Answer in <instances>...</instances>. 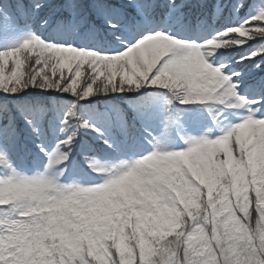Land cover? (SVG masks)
I'll list each match as a JSON object with an SVG mask.
<instances>
[{
  "label": "snow or ice",
  "instance_id": "snow-or-ice-1",
  "mask_svg": "<svg viewBox=\"0 0 264 264\" xmlns=\"http://www.w3.org/2000/svg\"><path fill=\"white\" fill-rule=\"evenodd\" d=\"M46 4L33 0L36 11ZM184 6L185 0H167L164 10L182 17ZM64 7L69 19L57 39L32 32L18 46L0 49L5 98L29 88L68 94L74 97L69 105L36 104L41 119L64 113L62 131L91 129L109 145L107 121L118 105L98 112L82 101L158 87L185 105L215 102L217 122L229 109L242 115L219 138H209L211 129L189 136L186 150L161 144L151 154L113 166L93 160L90 166L106 178L82 187L61 183L63 171L28 176L16 170L9 150L15 117L0 103V165L10 170L0 176V264H264V91L249 98L244 93L255 86L244 73L217 63L219 50L258 40L260 46L240 63L259 57L254 66L262 68L264 0L252 5L238 0L236 11L252 9L247 20L194 37L150 21L161 7L157 0H126L120 6L66 0ZM225 7L217 4L213 19ZM121 8L134 10L132 21ZM90 11L103 15L109 30H127V36H116L120 47H88L71 38L76 18L83 23ZM18 12L27 14L22 4H0L6 18ZM20 111L39 133L32 109ZM74 143L73 131L61 142L68 150L58 146L49 155V169L69 159Z\"/></svg>",
  "mask_w": 264,
  "mask_h": 264
},
{
  "label": "rangeland",
  "instance_id": "rangeland-1",
  "mask_svg": "<svg viewBox=\"0 0 264 264\" xmlns=\"http://www.w3.org/2000/svg\"><path fill=\"white\" fill-rule=\"evenodd\" d=\"M217 4H222V3L218 2ZM223 11L224 10H222L219 13V15H216L215 19L213 20H219L221 16L223 15ZM233 14H234L233 20L237 22V24H241L245 20L248 19V16L244 18L240 17L238 15V11L234 9H233ZM150 21H152V19ZM160 23H165L169 25L172 31L179 29L180 31L184 32L185 36L183 37H189L190 35L187 33L188 31H184V28L187 27L188 23L185 22L183 14H182V17H178L175 14L172 16H168L164 12V16ZM186 30H188V28H186ZM31 32L32 30H29V29L27 30V29H23V28L21 29V28L15 27L10 18H6L3 14H0V49L18 46L25 38H27L28 35L31 34ZM259 42L260 41L258 40L250 41L249 44L245 45L243 48H232V49H223V50L221 49L217 53V62L219 61L218 56L221 55V52H226L229 50H233V51L236 50L238 51V53L240 52V54L243 53L245 55H248L249 52L254 51L252 50L253 45ZM236 57L238 60L239 55L236 54ZM257 59H259V57H257L256 60ZM85 67L87 68V66ZM254 69H255V72L260 73V69H256V68ZM85 76H86V73L82 74L81 82L83 81ZM38 91L44 94H48V95H55V96L62 95V96H66L67 98L74 100V97L69 96L68 94H61L59 92H46L39 88H29L25 92L20 93L18 97H21L22 95H27L32 92L36 93ZM151 92L164 93L166 94V96L162 99L160 104H158V110L156 114L142 121L143 135L141 136H143L144 141L148 144L147 149L144 146L140 145L139 143H136V145L140 147L136 155L132 154L130 156L129 155L122 156L121 154L122 151L117 148L113 152L114 157L110 161L100 163L101 165L113 166V165L120 163L121 161H130V160L142 158L145 155L151 154V152L155 150L156 146L161 145V144L168 150H172V151L186 150L188 148V144L186 143V140L189 136L200 137L204 133L208 132L209 129H211V134L209 138H212V139L219 138L221 135L225 134V129L227 128L228 125L236 124L240 122V116L242 115V111L240 110L229 109L228 111L224 112V114L219 117V119H221L222 122L217 124L215 123L216 121L213 119L214 115L218 112V108L215 105V102L210 101L207 104L185 105L181 103L179 99L174 98L173 94L170 91H166L158 87H149L147 89H141L139 92L113 94L110 96L98 95V96H94L93 98H91V100L104 99V98H109V97H123V96L129 97V94L135 95V96H139L142 94L147 95ZM0 98L6 99L2 94H0ZM169 99H171L172 101L171 104L168 103ZM177 106L186 107V109L199 112V114H201L202 116L199 119H197L198 120L197 122L198 124L202 126L201 127L202 129L200 130L194 129L193 128V124H194L193 117L190 116V119L183 118L181 115L178 114V111L175 110ZM210 108H211V111H210ZM169 116H171L172 118L171 124H169ZM107 127H108V133L111 132L112 128L110 126H107ZM61 130H62L61 128L57 129L58 132H60ZM84 130L85 128L83 127L73 128V129L68 130V133H73V131L75 132V144L80 142L81 140H83V138L86 137V135H84L83 133ZM131 136H132V139L134 140L135 137L132 133H131ZM111 141L113 140L110 139V142ZM58 146H60V144H57L53 149L51 148L49 150H46V152L44 151V155L46 156V158H48V162L46 163L45 166L40 167L38 165H35L34 172L32 174H27V173L20 172V171L19 172L24 175L33 176V175H36L37 173H44L49 170L52 172L63 171V175L60 176V182L65 185L79 183L82 187H91V186H96V185L101 184V183L97 184L94 181H92L91 180L92 177L89 176L87 172L84 171L83 173H79L82 169L81 168L82 166L79 163H75V160L71 158H69L66 161L67 164L65 166L64 164H60L57 166H53L51 169H49L48 167L49 166V155L53 153L58 148ZM0 168H1L0 176L9 174L10 170L6 166L0 165ZM16 170L18 171V169ZM96 172L104 175V179L102 181L103 183L106 178L105 173L99 172V171H96Z\"/></svg>",
  "mask_w": 264,
  "mask_h": 264
},
{
  "label": "trees",
  "instance_id": "trees-1",
  "mask_svg": "<svg viewBox=\"0 0 264 264\" xmlns=\"http://www.w3.org/2000/svg\"><path fill=\"white\" fill-rule=\"evenodd\" d=\"M191 1L195 2L196 13H198L199 11L209 10L213 4V0H191ZM224 1L226 3H232L233 5L238 3V0H224ZM4 2H5V0H0V4H3ZM9 2L13 3L14 5L15 4H22L24 6L25 12L27 13L26 15L19 13V12L16 14L15 22L17 24L23 23V21H25V18L33 21V18L31 16L32 15L31 12H34L33 0H9ZM56 2H57L56 8H55L56 14L64 13L62 17L69 18V14L63 5V4H65L66 0H64V2L63 1L60 2V0H57ZM105 2L108 4L120 6V5H123L126 2V0H105ZM166 2H167V0H157V3L161 7L156 10L155 15L158 12L162 11L163 6ZM91 3L92 2L85 3V4H91ZM185 3H188V0H185ZM253 3H254V0H251V1L248 0L247 1L248 5H252ZM188 7H191V2H190V4L188 3ZM241 10L243 12L248 11V10L252 11L251 7L241 8ZM52 11H54V10H52ZM52 11L50 12V14L52 13ZM131 12H132L131 13L132 15H130V17H129L130 21H132V19L134 17V10L131 9ZM50 14H48V15H50ZM46 17L47 16L40 19L39 22L37 23V25L36 24L34 25V27L38 31H40L39 26H41V24L44 23V20ZM87 19H89V20H87ZM135 19L138 20L140 18L135 17ZM78 20H79V18H78ZM85 20L91 21V25H97L101 28H103L104 25L107 24L103 15L97 13L96 11L88 12L86 14ZM86 21H84L83 23H85ZM83 23H79V24L82 25ZM43 25H45V24H43ZM51 26H49L48 29H46L45 31H42L43 32L42 34L48 38L54 39L51 35V33L53 32L51 29ZM47 31H48V33L45 35V32H47ZM107 34L108 35H105V36H107L108 42L111 45L115 46L118 42V40L116 39V36L119 34L121 35L122 33H113L114 35H109L110 33L107 32ZM260 44H261L260 42L254 44L252 50H255L258 46H260ZM98 46H100L101 48H104V47L109 46V44L108 45L99 44ZM236 54L239 55L238 60H240V58L242 56H246L243 53H241V54H240V52L238 53V51H236V50H234V51L229 50V51L224 52V55H223V56H225L224 61H226V62L234 61L235 64L237 65V68H239L241 70H243L244 67L252 65L251 63H254V62H250L247 60H245L243 63H240V61L237 60ZM258 60L259 59H257V61ZM262 66H264V65H262ZM247 75H248L247 79H248L249 83L254 85L255 86L254 88H257L256 86L262 87L260 89L259 88H257V89L259 91H263L264 83L262 84L261 81L258 79H256L255 81H252L253 77L251 76V74H247ZM249 76H251V77H249ZM163 95H164V93H159V92H151L147 95L142 94L139 96L129 94V97H126V96L109 97V98H104V99H93V100H88V101H82L81 103L84 104L86 107L87 106L94 107L98 112H103L105 110L106 105L115 104V105H118V107H119V111H116V112H119L122 114H127L130 116H132V115L137 116V115L145 114V113H148L149 111H151L154 107V104L157 101H159L161 99L160 96H163ZM70 101H73V100L70 98H67L66 96L48 95V94H44V93L39 92V91L36 93L32 92V93H29L27 95H22L21 97H8L6 99L0 98V103L7 105L12 110L13 115L15 117V119H14L15 135L10 137L9 145H11L13 143H18V145H21V144L25 145L26 143L30 142L31 140L39 138V135L41 133L40 129H39V133L33 132V130H32L33 125H30L28 123V120L25 119V117L23 116V114L20 111L21 106H23L25 108L32 109L33 114H32V117H30V118H32L34 120L35 126L39 128L41 122H44L47 126V125L52 124L54 121L62 120L64 113L60 114V119H54L51 112L47 116H45L43 119H41L38 110H36V108H35L36 104L45 103V104L51 105L53 103H58L61 106H63V105H69ZM133 105H136V107L135 108L132 107ZM64 111L66 112L67 109L65 108ZM114 112H115V110L110 112L109 114L111 115ZM84 135L88 136L90 139H93V140L95 139V140L99 141L98 135L94 131H92L91 129L89 131L85 129ZM90 152L91 151L89 150V147H87V145H81L78 147L77 155H78V159H80V158L84 159L83 163H85L87 165V168L89 170L93 171V168L90 166V162H91V160L89 158ZM93 173H95V172L93 171Z\"/></svg>",
  "mask_w": 264,
  "mask_h": 264
},
{
  "label": "bare ground",
  "instance_id": "bare-ground-1",
  "mask_svg": "<svg viewBox=\"0 0 264 264\" xmlns=\"http://www.w3.org/2000/svg\"><path fill=\"white\" fill-rule=\"evenodd\" d=\"M86 2H87V3H90V1H87V0H86Z\"/></svg>",
  "mask_w": 264,
  "mask_h": 264
}]
</instances>
